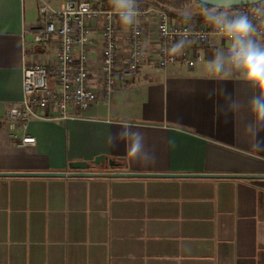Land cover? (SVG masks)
Listing matches in <instances>:
<instances>
[{
	"label": "crops",
	"instance_id": "1",
	"mask_svg": "<svg viewBox=\"0 0 264 264\" xmlns=\"http://www.w3.org/2000/svg\"><path fill=\"white\" fill-rule=\"evenodd\" d=\"M40 1L0 0V172L87 161L92 171L264 173V151L243 131L259 89L210 68L231 43L217 36L198 47L193 67L158 68L149 29L130 82L64 120L33 118L35 144L17 145L19 125L12 131L5 115L22 98L24 65L51 49L33 41ZM124 124L145 133L154 163L107 142ZM98 155L116 165L93 163ZM0 264H264V179L0 176Z\"/></svg>",
	"mask_w": 264,
	"mask_h": 264
},
{
	"label": "built area",
	"instance_id": "2",
	"mask_svg": "<svg viewBox=\"0 0 264 264\" xmlns=\"http://www.w3.org/2000/svg\"><path fill=\"white\" fill-rule=\"evenodd\" d=\"M138 6L137 22L125 26L109 0H63L57 6L40 1L41 22L33 29V41L51 44V49L45 62L24 65L22 98L5 115L12 131L19 125L21 135L12 133L17 145L35 144V137L27 132L33 118L64 120L130 82L146 52L149 29L156 38L158 68L175 62L191 68L200 59L198 47L207 44L211 36L229 40L209 23L198 25L194 17L182 23L170 20L167 12L152 2ZM242 13L252 15V8L230 12ZM259 32L258 39H264V25ZM178 44L181 47L173 51Z\"/></svg>",
	"mask_w": 264,
	"mask_h": 264
},
{
	"label": "clouds",
	"instance_id": "3",
	"mask_svg": "<svg viewBox=\"0 0 264 264\" xmlns=\"http://www.w3.org/2000/svg\"><path fill=\"white\" fill-rule=\"evenodd\" d=\"M249 3L253 5L252 15L230 14L225 10L230 7L225 0H218L213 9L205 8L203 14L205 21L213 25L218 34L231 41L226 51L216 53L210 68L220 74L237 71L254 90L259 89L248 100L253 118L245 121L243 131L253 137L255 150L264 151V136L261 135L264 133V42L258 39L259 27L264 25V0H249ZM109 4L123 25L131 26L137 22L140 14L138 0H109ZM184 15L190 17L191 14L185 12ZM179 47L181 45H176L173 51ZM229 108L237 110L239 104L232 101ZM107 142L114 147L123 143L125 155L138 163L155 162V146L148 148L145 133L130 125H121L119 131L108 136Z\"/></svg>",
	"mask_w": 264,
	"mask_h": 264
},
{
	"label": "water",
	"instance_id": "4",
	"mask_svg": "<svg viewBox=\"0 0 264 264\" xmlns=\"http://www.w3.org/2000/svg\"><path fill=\"white\" fill-rule=\"evenodd\" d=\"M207 6L216 7L218 0H194ZM230 7L250 6L249 0H225ZM229 7V8H230ZM93 163H106L113 168L116 162L112 159L106 160L104 156H95ZM69 171L55 172H0V176H40V177H214V178H244L264 179V173H150L130 171H92L90 162L74 161L69 165Z\"/></svg>",
	"mask_w": 264,
	"mask_h": 264
},
{
	"label": "trees",
	"instance_id": "5",
	"mask_svg": "<svg viewBox=\"0 0 264 264\" xmlns=\"http://www.w3.org/2000/svg\"><path fill=\"white\" fill-rule=\"evenodd\" d=\"M145 2V0H138V4H141L142 2ZM149 2H152L153 4L163 8L170 20L178 21L185 23L187 22L191 17H194L197 24L199 23H206L205 18H204V9H213L215 7L207 6L205 4H202L200 2L194 1V0H148ZM194 5V10L195 12L193 15L185 16L184 13L182 12L186 10V8H189L186 10V12L190 13V7ZM247 8H253V5L250 6H243V7H230L225 9L226 11H244ZM192 14V13H190Z\"/></svg>",
	"mask_w": 264,
	"mask_h": 264
},
{
	"label": "rangeland",
	"instance_id": "6",
	"mask_svg": "<svg viewBox=\"0 0 264 264\" xmlns=\"http://www.w3.org/2000/svg\"><path fill=\"white\" fill-rule=\"evenodd\" d=\"M47 1H50V0H47ZM145 1H147L148 2V0H145ZM187 9H189V8H186V10ZM186 10H184V11H182V12H186ZM190 13H192L191 15H193V13L195 12V10H194V5H192V7H190V11H189Z\"/></svg>",
	"mask_w": 264,
	"mask_h": 264
}]
</instances>
